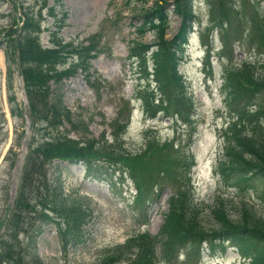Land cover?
<instances>
[{"label":"rangeland","instance_id":"obj_1","mask_svg":"<svg viewBox=\"0 0 264 264\" xmlns=\"http://www.w3.org/2000/svg\"><path fill=\"white\" fill-rule=\"evenodd\" d=\"M31 1L0 0V239L8 235L6 231L16 214L15 204L27 154L35 147V142L39 144L49 139L43 138L45 133L38 135L34 132L38 126L30 119L18 66L15 64L13 67L7 61L10 50L6 47V41L10 31L13 39L23 27L29 25L34 29L32 36L43 49L50 47L53 33L63 41L71 42L75 50H92L88 70L80 68L70 79L61 77L58 83L48 81L45 85L51 89L53 97L55 93L63 99L75 121L74 129L67 126L61 128L60 132L67 131L71 141L91 140L95 141L97 149L109 147L111 150H108L110 159L96 162L102 174L96 180L86 174L79 164L57 161L45 164V181H35L32 186L38 187L40 192L47 191L49 196L55 187L61 199L57 206L52 199L48 200L54 211L50 205L45 208L40 204L33 211L32 205L38 198L29 203L30 211L23 215L22 222L16 226L19 230L15 235L17 238L13 236L14 243L19 242L22 248V259L18 260L17 257L15 264H100V258L117 246L122 248L114 264H132L136 259L133 254L139 251L138 242L142 239L136 236L142 234L147 239L146 243H153L157 238V254L163 252L159 231L173 188L169 182L149 181L146 188H150L152 193L159 188L162 196L149 212L147 224L140 225L141 219L137 220L139 215L131 205L136 195L133 183L127 175L121 176V180L118 171L106 168L111 166L117 169L122 164L116 161L128 158L143 164L141 169H134L140 172L139 176L131 173L141 183L148 173L147 169L144 171L146 162L156 161L155 164L150 162L152 168L161 166L173 172L168 179L176 182L179 181L174 177V172L177 168L182 169L183 183L190 180L188 187L186 185L184 188L188 192L186 209L188 211L191 203L201 209L198 221L206 234L200 235L202 240L197 239L194 246L187 241L184 247L168 248L165 257L158 256L159 260L153 258V264H246L247 259L236 248L228 243L222 245L209 233L212 230L215 233L218 228V222L210 212L217 200L225 203L224 209L232 221L238 222L242 203L248 209L252 208L256 217L264 220V200L259 198L262 194L258 193L261 182L253 184L252 189L243 194L238 189L227 187L217 173L218 167L228 162V158L224 157L225 137L223 139L222 134L229 113L233 110L225 100L222 68L228 62L229 67L234 69H241L244 61L254 64L260 59L264 62V52L261 56L257 55L253 50H247L241 41L232 45L231 52L224 54L220 49V38L215 30L214 34L211 33L210 25L217 23L219 27L224 20L241 19L238 33L244 30L243 37L246 38L251 26L244 23L254 14L261 19L264 17V0H223V5L214 1V6H219V10L225 8L227 15L218 20L209 15V7L203 0L193 1L192 12L196 20L179 68L191 94L189 100L195 107L194 115L189 117V125L174 116L169 105L151 102L150 94L155 87L151 76L153 67L149 60L151 53L144 57L142 50H139L140 60L128 59L130 47L137 44L141 49L154 44L155 30L152 24L159 22L154 17L142 18L141 15L152 11L161 3L160 0H146L145 3L139 0H62V13H66L67 17L59 31L52 26L47 11ZM176 1L166 0L164 6L161 5L166 9L167 19L166 24H161L164 40H171L179 31L181 18L175 13ZM46 3L51 7L54 4L52 0H46ZM62 13H58L59 18ZM30 16L33 22L27 25V17ZM13 24L17 29L12 31L10 28ZM204 36L214 42V47L210 48L208 69L204 68L203 61L207 53L202 39ZM66 56H71L72 61L69 60L68 64L77 62L71 53ZM139 85L145 89L138 88ZM139 95L149 97L148 101L153 106L150 113L145 114L144 108L147 107ZM234 95L233 92L230 100ZM153 114L155 118L151 117ZM115 121L124 129L113 131L110 126ZM155 145L157 147L153 149ZM188 149L194 159L187 158ZM154 157L158 160H154ZM174 158H178V165L173 162ZM189 172L188 178L186 173ZM83 214H88V221L82 240H78L81 242L75 246H65L64 240L60 239L58 225L65 224L70 218H81ZM202 246L204 250L201 252ZM24 248L32 257L26 258Z\"/></svg>","mask_w":264,"mask_h":264},{"label":"trees","instance_id":"obj_2","mask_svg":"<svg viewBox=\"0 0 264 264\" xmlns=\"http://www.w3.org/2000/svg\"><path fill=\"white\" fill-rule=\"evenodd\" d=\"M52 1L54 2L52 7L47 5L46 0H32L31 2L37 6H42L47 11L48 17L52 20V26L59 31L67 15L66 13H62V9L64 8L62 0ZM139 1L146 2V0ZM193 1L177 0L174 3L175 13L181 18L179 31L171 40H164L165 34L161 24H166L167 19L165 15L166 9L161 5L163 4L164 6L166 0H160L161 3L154 7L152 11L144 12L141 15L142 18L151 17L152 19L154 17L159 22V24H152V29L155 30L154 44L146 45L141 49L136 44L135 47L128 49L130 53L129 60H133L134 58L140 60L141 55L138 53L139 50H142L144 57L145 54L151 53L149 54V60L153 67L151 73L153 77L152 83L155 85L150 94L152 95L151 102L169 105V110L172 111L173 115L188 125L189 117L191 118L194 115L195 107L192 101L189 100L191 94L187 91L186 83H184L179 68L185 54L184 50L189 42V36L193 33L192 28L196 20L192 12ZM203 1L209 7V15L214 17V20H218L222 16L227 17L225 8L219 10V6L216 8L213 3L214 1H219L223 5V0ZM236 1L238 0H233V2ZM56 8H58V11ZM59 12L62 13L61 18L58 16ZM27 18V25L29 22H33L31 16ZM240 21L241 19L229 22L224 20L219 27H217V23H212L210 31H212V34L215 31L217 32L218 38L221 41L220 49L224 54L228 51L231 52L233 44L242 41L247 50H253V52L261 56L264 52V17L261 19L256 14L249 17L246 23H244L245 26L246 24H250L251 26L249 35L246 38L243 37L244 30L242 31L241 29L238 33V28L241 27ZM148 22L152 23V20ZM234 24L235 27H233ZM14 26L15 24L12 25L10 30L17 29ZM33 32L34 29L29 28L28 25L23 27L13 39L11 31L10 34H7L6 47L10 50L7 61L13 67H15V64L18 66L19 70H17L25 87L30 119L39 128L34 132L38 135L45 133V137L43 138L49 139L39 144L35 142V147L30 149L25 159L21 174L20 190L15 204L16 214L11 218L13 223H10L11 227L6 231L8 235L0 239V264H15L17 257L18 260L22 259L20 243L17 241L14 243V240L15 235L19 232L16 226L22 222L23 215H26V212L30 211L29 203L34 198H38L34 200L32 205L31 209L33 211L39 204L45 208L50 205L49 207L54 211L53 205L48 200L52 199V203L57 206L58 201L61 199L55 187L52 190L57 195L51 192V195L55 194L52 197L51 195L49 196L47 191L40 192L38 187L32 186L35 181H45V164H52L53 161L79 164L83 166L86 174L96 180L102 176L99 173L101 169L96 162L102 159H110L108 156L110 152L108 150L111 149L109 147L97 149L95 141H71L68 138L67 131H65L66 133L60 132L61 128L67 126L71 130L74 129L75 121L72 118L71 111L65 107L63 99L55 93L53 97L51 89L49 87L46 88L45 85L48 81L58 83L61 77L70 79L80 68L85 71L88 70L87 63L92 57L90 56L92 50L86 51L83 48L75 50L71 42L67 43L59 35L56 36L53 33H51L53 40H51L50 47L43 49L37 39L32 36ZM202 39L204 46H207V53L203 60L204 68L208 69L210 64V48L214 47V42H210L205 36ZM3 42L5 44V39H3ZM67 53H71L72 56L76 57L77 62L73 65L68 64L71 56H66ZM229 66L228 62V65L222 68V81L226 92L225 100L233 108L232 112L229 113V119L225 123L226 129H224L222 134L223 139L225 137L224 157L228 158V162L221 164L218 167L217 173L227 187L238 189L243 194L247 193L248 189H252L253 184L261 182V189L258 193L262 194L259 198L264 200V62H261L260 59L254 64L244 61L241 69H234ZM145 79L150 84L146 76ZM137 87L145 89L142 85ZM233 92L235 95L230 100ZM139 96H141L139 99L143 100L147 107L146 109L144 108L145 114L147 112L150 113L153 106L148 101L149 97L147 95ZM18 115L20 117V112ZM151 117L155 118V115L153 114ZM110 127L113 128V131L121 128L124 129V126H118L117 121ZM46 134L49 137H46ZM155 147L157 145L153 146V149ZM186 155H188L187 158L194 159L189 149ZM176 159L178 158H174L173 162L178 165ZM139 160L141 159L139 158ZM154 160L158 159L154 157ZM116 162H120L124 168L122 165L117 169L111 166L106 168L114 170L113 172L118 171L121 174L119 175L121 180V176L127 175L131 183H133L136 195L131 205L133 211L139 215L137 220L141 219L140 225L147 224L149 212L162 196L159 188L155 189V193H152L149 190L150 188H146L150 183L149 181H161L163 184L169 182L171 188H173L172 197L168 201L167 211L164 213L163 226L159 231L161 236L159 242L164 246L163 252L157 254V238L154 239L153 243H149V241L146 243L147 239L143 237V234L136 236L142 239L138 242L139 251L133 254L136 259L133 262L131 261L132 264H153V258L159 260L158 256L162 257L163 255L165 257L168 248L173 246L184 247L187 241H190L191 246H194L197 239L199 241L202 240L200 235L206 234L198 221L201 209L192 203L188 211L186 209L188 192L184 188H186V185L188 187L190 180L187 179L188 181L186 180L183 183L185 180H183L184 171L182 169L179 170L177 168V171L174 172V177L179 181L176 182L168 179L173 172L170 173L161 168V166H154L152 168L150 162L155 164L156 161L146 162L147 168H144V171L147 169L148 173L144 175V180L141 183L134 178V175L139 176L140 174L138 170L143 166L141 161L128 158L120 159ZM134 169L138 170L134 171ZM156 169L157 172H155ZM124 170L129 171L130 174H127ZM105 173L107 174V171ZM131 173L134 175L131 176ZM186 176L189 178L190 172L186 173ZM33 189L36 194L33 193ZM178 203L179 206H176ZM224 205L225 203L222 200H217L216 205L210 210L214 219L218 222V228L215 233L213 230L209 231V233H212V237L216 238L221 244L228 243L236 248L243 258L247 259L248 262L246 264H264V220L256 217L253 209H248L246 204L242 203L238 222L232 221L226 213ZM87 215L83 214L81 218L76 217V219L70 218L68 221H65V224L58 225V229L60 230H58V233L60 239L64 240L65 246H75L81 242L78 240H82L84 226L88 221ZM121 248L122 246H117L114 250L107 251L103 258H100V264L116 263L115 257L118 253L121 254ZM23 253L27 259L28 257H32L31 254L26 253L25 248L23 249ZM123 263L129 264L128 262Z\"/></svg>","mask_w":264,"mask_h":264},{"label":"bare ground","instance_id":"obj_3","mask_svg":"<svg viewBox=\"0 0 264 264\" xmlns=\"http://www.w3.org/2000/svg\"><path fill=\"white\" fill-rule=\"evenodd\" d=\"M81 1V0H80Z\"/></svg>","mask_w":264,"mask_h":264}]
</instances>
